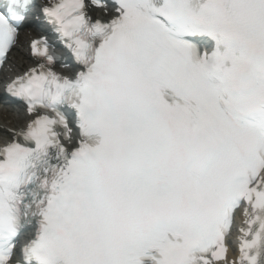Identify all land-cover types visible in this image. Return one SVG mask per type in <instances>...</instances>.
I'll return each instance as SVG.
<instances>
[{
  "label": "snow or ice",
  "instance_id": "obj_1",
  "mask_svg": "<svg viewBox=\"0 0 264 264\" xmlns=\"http://www.w3.org/2000/svg\"><path fill=\"white\" fill-rule=\"evenodd\" d=\"M34 7L0 3V69ZM37 18L70 59L33 39L4 86L28 119L0 146V264H264V0Z\"/></svg>",
  "mask_w": 264,
  "mask_h": 264
},
{
  "label": "bare ground",
  "instance_id": "obj_2",
  "mask_svg": "<svg viewBox=\"0 0 264 264\" xmlns=\"http://www.w3.org/2000/svg\"><path fill=\"white\" fill-rule=\"evenodd\" d=\"M10 56L11 61L9 68L12 69V71H19L21 68H26L30 64L22 44L19 48H15ZM27 119L28 117L20 106H12L6 104L5 101L0 102V142H5L10 138L6 135L7 129L23 128ZM229 244L232 248L229 258L232 259L236 255L235 238L229 239Z\"/></svg>",
  "mask_w": 264,
  "mask_h": 264
}]
</instances>
